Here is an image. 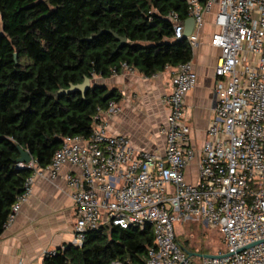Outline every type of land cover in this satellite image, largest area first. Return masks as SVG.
Masks as SVG:
<instances>
[{"label":"built area","instance_id":"1","mask_svg":"<svg viewBox=\"0 0 264 264\" xmlns=\"http://www.w3.org/2000/svg\"><path fill=\"white\" fill-rule=\"evenodd\" d=\"M183 1L195 19L188 36L193 50L208 14L216 27L211 44L221 50L215 66L216 105L202 147L192 145L184 121L186 97L198 81L191 60L172 67V91L164 97L167 123L160 128L166 137L164 155L139 150L129 136L108 131L104 116L121 109L113 100L95 117L92 134L65 137L46 167L35 159L19 162L33 172L7 226L32 194L36 177L55 178L70 164L81 169L68 176L76 215L73 246L83 247L88 231L103 224L151 225L154 244L146 264H197L176 230L177 223L197 216L220 228L227 246L218 253L222 257L204 258L201 264H264V0ZM170 17L176 37H184L186 23L176 13ZM123 69L136 71L127 64ZM195 161L198 181L190 182L186 169ZM59 253L55 249L45 255ZM110 264L127 263L117 259Z\"/></svg>","mask_w":264,"mask_h":264},{"label":"trees","instance_id":"2","mask_svg":"<svg viewBox=\"0 0 264 264\" xmlns=\"http://www.w3.org/2000/svg\"><path fill=\"white\" fill-rule=\"evenodd\" d=\"M171 13L181 23L190 17L183 0H0V236L33 172L18 166L20 148L46 167L65 137H89L100 109L120 99L97 83L86 96L62 90L124 64L153 76L193 60ZM153 244L151 225L103 224L83 247L60 248L45 264H146Z\"/></svg>","mask_w":264,"mask_h":264},{"label":"crops","instance_id":"3","mask_svg":"<svg viewBox=\"0 0 264 264\" xmlns=\"http://www.w3.org/2000/svg\"><path fill=\"white\" fill-rule=\"evenodd\" d=\"M213 14L206 16L199 47L194 51L197 85L185 103L184 121L191 128L192 145L200 149L216 105L215 66L221 50L211 44L215 32ZM172 67L153 76L123 69L110 77L95 76L97 83L120 95L118 112L106 114L111 134L129 136L139 150L165 154L166 137L160 128L167 123L164 97L172 91ZM77 166L65 164L55 178L38 176L33 192L5 232L0 236V264H45L46 251L66 248L74 240L75 204L68 176L80 173ZM190 182L198 181L197 161L186 169Z\"/></svg>","mask_w":264,"mask_h":264},{"label":"rangeland","instance_id":"4","mask_svg":"<svg viewBox=\"0 0 264 264\" xmlns=\"http://www.w3.org/2000/svg\"><path fill=\"white\" fill-rule=\"evenodd\" d=\"M176 230L179 242L188 251L202 254H218L227 251L220 228L209 226L200 217L193 216L184 222L177 223ZM203 259L193 256V260L197 264H201Z\"/></svg>","mask_w":264,"mask_h":264},{"label":"water","instance_id":"5","mask_svg":"<svg viewBox=\"0 0 264 264\" xmlns=\"http://www.w3.org/2000/svg\"><path fill=\"white\" fill-rule=\"evenodd\" d=\"M194 26H195V19L193 17L188 18L186 20V26H185V32H184L185 38H188V36L191 35V33L193 32ZM116 36L118 37L119 40H121L122 43H125L127 41V38L120 37L117 34H116ZM16 59H17V54H16ZM91 85H92L91 78L86 77L83 83L77 84V85H72L70 89L62 90L61 93H69V92L78 90V91H81L84 96H86V93H87L88 89L91 87ZM20 151H21L22 156L19 158V160H18L19 162L29 163L34 159V157L32 156V154L29 151L24 150L22 148H20ZM241 250H243V249H241ZM186 251L189 254V256H191V257H193V256H199L202 258L222 257V255H220V254H202V253L191 252L188 250H186ZM224 255H229V254L227 253Z\"/></svg>","mask_w":264,"mask_h":264}]
</instances>
